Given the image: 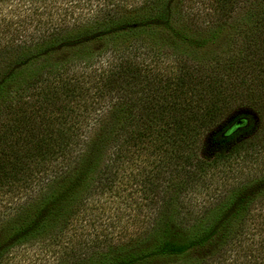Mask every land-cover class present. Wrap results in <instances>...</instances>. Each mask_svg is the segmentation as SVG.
Listing matches in <instances>:
<instances>
[{
    "label": "trees",
    "instance_id": "obj_1",
    "mask_svg": "<svg viewBox=\"0 0 264 264\" xmlns=\"http://www.w3.org/2000/svg\"><path fill=\"white\" fill-rule=\"evenodd\" d=\"M110 5L81 26L39 18L38 32L12 28L0 13V201L33 205L10 245L45 232L46 221L77 200L121 185L138 193L142 141L165 155L155 179L178 167L192 166L197 177L211 164L229 171L262 161L264 0ZM243 106L257 127L234 141L254 124L249 114L232 115ZM210 133L217 148L202 158ZM144 184L148 229L124 250H94L89 264H164L194 253L202 259L181 264H228L235 252L264 264V250L242 242L262 227L252 210L264 207V177L226 192L205 211L210 216L178 222L160 217L171 199L160 202L161 189Z\"/></svg>",
    "mask_w": 264,
    "mask_h": 264
},
{
    "label": "rangeland",
    "instance_id": "obj_2",
    "mask_svg": "<svg viewBox=\"0 0 264 264\" xmlns=\"http://www.w3.org/2000/svg\"><path fill=\"white\" fill-rule=\"evenodd\" d=\"M120 1L0 0V13L7 22L10 21L16 27L21 25L24 31L37 30L38 32L44 25L37 22L39 18L49 16L51 21L59 24L60 19L64 17L69 21L66 22L67 24L77 20L79 23L77 26H81L91 20L98 9L100 12L104 11L112 6L110 3ZM1 41L4 40L1 39ZM242 113L251 115L254 124L248 131L238 133L234 141L247 137L257 127V118L250 107L243 106L235 110L232 115ZM228 120L229 118L215 130ZM211 135L212 133L202 137L199 149L202 158L211 156L217 148V145L211 141ZM150 147L146 141H142L139 152L138 193L129 186L121 185L119 190H112L93 200L89 199L85 204L77 200L65 208L61 217L46 221L45 232L26 241L12 245L9 243L15 226L26 218L27 213L33 209V205L23 198L10 204L0 201V264H89L94 260V257L93 259L91 257L94 250L109 252L126 249L127 243L133 242L149 227L147 212L144 208L146 200L143 199L142 192L146 180H151L153 185L161 189V194L164 196L160 198V202L171 199L172 205L169 211L160 214V217L167 215L168 219H176L178 222L187 216L191 218L210 216L211 214L205 211L214 203L222 202L226 192L228 194L229 191L246 184L249 186L258 184L264 177V155H262V161L242 165L232 164L229 171L227 164H211L202 174L193 177L191 175L193 167L185 166V168L170 169L168 172L159 174L160 179H155L157 163L165 155L156 149L151 151ZM78 195L83 199L85 191H80ZM252 217H258L262 221V227L247 231L248 234H245L242 242L243 247L257 252L259 249L264 250V207L256 205L252 210ZM143 220L144 224H139ZM80 253H85V257L88 258L81 259ZM235 255V261H230L228 264L252 263L247 254L239 255L235 252ZM234 257L232 254L231 259ZM201 259L202 254L194 253L181 259L167 258V261L163 263H191ZM258 261L264 262V257L258 258Z\"/></svg>",
    "mask_w": 264,
    "mask_h": 264
}]
</instances>
